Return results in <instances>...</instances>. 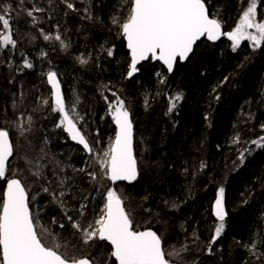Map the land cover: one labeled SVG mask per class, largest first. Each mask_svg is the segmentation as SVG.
I'll list each match as a JSON object with an SVG mask.
<instances>
[{"label":"trees","instance_id":"trees-1","mask_svg":"<svg viewBox=\"0 0 264 264\" xmlns=\"http://www.w3.org/2000/svg\"><path fill=\"white\" fill-rule=\"evenodd\" d=\"M26 2L0 0L5 23L0 28L14 39L6 49L0 42V130H9L15 147L0 176V216L5 180L18 177L32 205L38 202L34 214L43 242L60 245L67 257L86 255L94 264H114L97 240L84 237L113 187L133 227L154 228L175 262L264 264V38L257 50L248 41L232 47L224 36L215 43L204 39L172 74L148 61L130 79L122 28L133 0H37L28 15L22 10ZM205 2L225 32L246 5V0ZM257 11L264 20V0ZM158 67L164 79L155 77ZM54 68L70 113L79 101L93 149L90 155L64 153L46 136L43 151H53V164L42 155L33 163L29 147L49 129L44 118L51 106L41 86H47L48 71L57 73ZM72 71L80 83L76 101ZM108 99L123 102L134 122L139 166L133 182L115 186L95 156L100 145L113 146L115 139L109 111L118 105L110 106ZM36 115L43 119L32 137ZM218 192L225 215L217 234Z\"/></svg>","mask_w":264,"mask_h":264},{"label":"water","instance_id":"water-1","mask_svg":"<svg viewBox=\"0 0 264 264\" xmlns=\"http://www.w3.org/2000/svg\"><path fill=\"white\" fill-rule=\"evenodd\" d=\"M129 52V78L140 73L148 61L159 63L169 74L178 62L185 64L203 39L215 43L230 38L218 19L211 16L205 0H133L132 14L122 28ZM54 104L59 108L64 129L71 141L91 152L90 144L67 112L61 80L57 73L47 76ZM108 176L111 182L131 183L138 175L135 127L129 115L115 121ZM8 133L0 132V172L12 155ZM6 181V180H5ZM0 216V249L3 264H92L86 258L66 260L41 242L32 220L29 195L18 177L6 181ZM99 236L112 244L119 264H177L167 261L160 236L153 229L133 231L122 199L112 197Z\"/></svg>","mask_w":264,"mask_h":264},{"label":"rangeland","instance_id":"rangeland-1","mask_svg":"<svg viewBox=\"0 0 264 264\" xmlns=\"http://www.w3.org/2000/svg\"><path fill=\"white\" fill-rule=\"evenodd\" d=\"M27 1H28V2H26L27 4H24L25 9L22 8V10L24 11L25 14L28 15V14L32 13L31 11H29L30 5H33V7H36L37 0H27ZM68 2L71 3L70 1H68ZM120 2L124 3V2H126V0H120ZM259 2H260V0H246L245 8L243 7L244 9L240 11V14H239L234 26L230 30L227 31L228 33H230V38L224 36V38L231 43L232 47H235V48L239 47L241 45L240 43H242L243 41H248L251 46L256 48V50L261 46L262 39L264 38V20L259 19V16H258L257 8H258ZM1 20L2 19H0V27L3 28L1 26L3 21L1 23ZM4 24L5 23H3V26H4ZM1 28H0V42H1V46L4 49H6V48L9 47V45H7L8 41L10 40V41L13 42L14 39L11 37V35L6 30L2 31ZM27 33H28V38H29L30 33H32V32H31V30H29ZM39 33H40L41 37H44V33L43 32H39ZM5 53H7V51H5ZM0 61H1V58H0ZM44 67L45 66H43V64H40V70L42 68H44ZM62 67H63V69H65V66H62ZM129 68H130V64H129V67H128V74H129ZM52 70L54 71L55 68L52 69ZM56 72L59 75L58 71H56ZM155 72H156V74H155L156 78H160V79H164L165 78L164 77L165 73H164V70L162 68L158 67ZM49 73H50V71H48L46 73V78H47ZM37 76H38V82H40V84H39V86H40V85H42V83H41V74L39 73ZM71 76H74L73 78L71 77L72 80L70 82L71 83L70 88L73 87L72 91H71V96H72L73 101H76V96L79 95V91H80L79 90V84L80 83L77 81V78H76L77 75L75 76V72L72 71L71 72ZM46 78H45V81H46ZM137 79H139V78H137ZM46 85H47V81H46ZM41 88L44 91L45 104L47 102V100H46L47 96L46 95L48 93L49 103H50V106H51L50 111H49L50 113H48L47 116L44 118L45 121H46V124L48 123V125H49V129L46 130V132L44 133L43 137L38 139L37 142L33 143L34 144L33 147L30 146L29 148H30L31 152L33 153V155L31 156V159H32L33 163L37 160V158H40L41 155H42V157H44L43 159L45 161H48V164L52 165L53 164V160H54L53 151H51V149L48 150L47 152L43 151L44 145L42 144V142L46 141V136L48 138H50L51 143L55 142V144L59 148H61L62 152H64V153L66 152L64 150H67V151L71 150L70 152L73 153V155H78V151H77V149L73 148V147H75V145L73 147H71L68 144H66L65 140L63 139V135L64 134L66 135V133L64 131H62V129L59 130L60 127L57 126V124L55 123L56 117H55V113H54L55 112L54 108L52 107V100H51L52 99V95H51V92H50V90H48L49 92L48 91L46 92L45 88H47V86L45 87V84L42 85ZM108 101L110 103V106L118 105V106H115L114 109L110 108V111H109L110 115L112 117H114V121L119 115H128L127 112L124 109L123 102H121L119 99H116L115 102L111 101L110 99H108ZM78 102L74 103L75 104L74 108L76 109V111L80 110V108L78 106ZM47 117H49V120L47 119ZM79 117H80V115H79ZM42 119H43V117L41 115H36V117L34 118L35 128H34V130L32 132V137H34V136L37 137L38 124L41 122ZM80 120L82 121V119H80ZM3 130H6V131L9 132V130H7L6 128L5 129L2 128L0 131H3ZM86 135H87L88 138L91 137L88 134V132H86ZM60 142H61L62 145L60 144ZM98 149H100L99 151L101 152L100 154H102V156L100 158L99 152L97 154H95V156L97 158H99V160H100L99 161V166H100L101 171H103L104 174H105V171H106V175H107V177L109 179L108 166H109L112 146H110V144H108V145L105 144L104 146L100 145L98 147ZM14 150H15V147H14ZM109 181H111V180H109ZM121 184H124V183H121ZM111 188H113V187H110L109 189L106 190V192H105L106 198L109 197V195H113V194L116 195V193ZM117 189H121V188L116 187V190ZM118 193H119V191H118ZM116 196H118V195H116ZM223 201L224 200H223L222 192H218L217 200L215 201L214 206H213L214 215L217 216L220 219V223L218 225L217 234L220 232V229H221V226H222V219H223V217L225 215V211H224V207H223ZM33 203L37 204L38 202H37V200L36 201L33 200ZM87 228H88V231L90 230V232L88 233L87 237L88 238L89 237L90 238H94L97 235V233H96L97 230L95 232H93V231L95 229H97V228H95L94 225H93V227L91 229L89 227H87ZM51 245H52V247H54L56 244H54V242H52Z\"/></svg>","mask_w":264,"mask_h":264},{"label":"flooded vegetation","instance_id":"flooded-vegetation-1","mask_svg":"<svg viewBox=\"0 0 264 264\" xmlns=\"http://www.w3.org/2000/svg\"><path fill=\"white\" fill-rule=\"evenodd\" d=\"M46 81H47V78H46ZM62 84V83H61ZM47 86H48V89L50 90V92H51V95H52V90H51V88L49 87V85H48V83H47ZM62 89H63V87H62ZM64 94V93H63ZM64 99H65V97H64ZM52 101H53V97H52ZM65 104H66V101H65ZM52 107L54 108V113H55V115H57L56 116V120H55V123L57 124V126H59L60 128H59V130L60 129H62V131H64L65 133H66V131H65V129H64V119H63V116H62V114H61V112H60V110H59V108L54 104V102H52ZM66 109H67V112H68V114L70 115V117L73 119V121L78 125V127L80 128V130H81V132L83 133V135L86 137V139H87V141H88V143L90 144V147H91V151H92V149H93V146H92V144L90 143V138H88L87 137V135H86V129H85V125L83 124L84 122L83 121H81L80 119V117H79V111H76V109L74 110V112L73 113H70V111L68 110V107H67V105H66ZM0 132H6V133H8V135H9V137H10V140H11V143H12V146H13V150H14V144H13V142H12V139H11V136H10V133L8 132V131H6V130H3V131H0ZM65 136V135H64ZM66 136L70 139V137L68 136V134L66 133ZM70 141H71V139H70ZM72 142V141H71ZM73 144L75 145V147H73L74 149H77V151H78V155H81V150H83L87 155H90L91 154V152L90 153H88L84 148H82L81 146H79L78 144H76V143H74L73 142ZM12 153H13V151H12ZM10 159V158H9ZM9 161V160H8ZM7 161V162H8ZM7 164V163H6ZM6 164H5V166L3 167V169H2V171L0 172V176H3L4 175V171H5V169H6ZM11 178H14V177H10V178H5L6 179V181H8L9 179H11ZM23 182V181H22ZM23 184H24V182H23ZM113 184V183H112ZM114 185V184H113ZM24 186H25V188H26V190H27V192H28V195H29V206H30V209H31V215H32V220H33V222H34V225H35V228H36V231H37V229H38V226H37V217L35 216V214H34V211H36L37 210V208H38V203L37 204H33L32 205V203H31V196H30V194H29V191H28V189H27V187H26V185L24 184ZM115 186V185H114ZM112 197H118V196H116V195H109V197H107V199H106V202H105V204H104V206H102L101 205V210L99 211V213H98V217L96 218V220H95V228H97V229H95L93 232H95L96 230V233H97V235L94 237V238H88L87 237V235H88V233L90 232V230L89 231H87L86 233H85V240L86 241H91V240H97L98 241V243H99V245L101 246V247H103L104 249H106L107 251H108V256L110 257V259L112 260V261H114V264H119L118 263V261L116 260V258L114 257V250H113V246H112V244L111 243H109L107 240H104V239H101L100 238V236H99V233H100V229H101V227H102V225H103V223H104V221H105V217H106V204H107V201L110 199V198H112ZM118 198H120V197H118ZM121 199V198H120ZM123 201V200H122ZM124 203V202H123ZM125 206V205H124ZM126 209V208H125ZM128 214V213H127ZM131 224H132V222H131ZM146 229H153L159 236H160V234L154 229V228H148V227H145V228H134L133 227V224H132V230L133 231H143V230H146ZM37 233H38V231H37ZM40 234H38V237L40 238V236H39ZM160 238H161V240H162V246H163V251H164V254H165V257H166V259H167V261H169V262H171V263H177V262H175L174 260H173V258H172V255H171V253H170V251H169V248L165 245V243H164V240L162 239V237L160 236ZM40 240H41V238H40ZM41 242L45 245V247H47V248H49V249H51V250H54V251H56L57 253H59L60 255H62L66 260H68V261H71V262H77L79 259H82V258H86V259H88V260H90L91 261V263L92 264H94V259L93 258H90L89 256H86V255H79V256H75V255H73V254H69V256L67 257L65 254L66 253H64V252H66V251H64L61 247H60V245H55L53 248L51 247V246H49V245H47L45 242H43L42 240H41ZM177 264H179V263H177Z\"/></svg>","mask_w":264,"mask_h":264},{"label":"bare ground","instance_id":"bare-ground-1","mask_svg":"<svg viewBox=\"0 0 264 264\" xmlns=\"http://www.w3.org/2000/svg\"><path fill=\"white\" fill-rule=\"evenodd\" d=\"M52 100V99H51ZM53 102V101H52Z\"/></svg>","mask_w":264,"mask_h":264}]
</instances>
